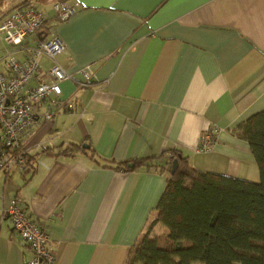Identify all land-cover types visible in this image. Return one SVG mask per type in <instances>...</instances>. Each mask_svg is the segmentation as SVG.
I'll list each match as a JSON object with an SVG mask.
<instances>
[{
  "label": "crops",
  "instance_id": "crops-1",
  "mask_svg": "<svg viewBox=\"0 0 264 264\" xmlns=\"http://www.w3.org/2000/svg\"><path fill=\"white\" fill-rule=\"evenodd\" d=\"M78 1L66 21L47 0L28 4L47 21L28 46L53 35L66 45L55 59L71 78L56 100L72 108L40 115L23 136L30 174L0 172V264L31 256L3 212L13 198L46 229L55 264H124L156 217L172 151L200 170L259 181L233 128L264 110V0ZM0 45V55L26 57ZM52 61L42 56L40 67ZM210 126L219 128L214 149L198 153ZM124 162L132 169L116 166Z\"/></svg>",
  "mask_w": 264,
  "mask_h": 264
},
{
  "label": "trees",
  "instance_id": "trees-1",
  "mask_svg": "<svg viewBox=\"0 0 264 264\" xmlns=\"http://www.w3.org/2000/svg\"><path fill=\"white\" fill-rule=\"evenodd\" d=\"M28 4L23 0L15 7ZM46 25L44 19L36 34ZM233 132L248 143L259 181L200 170L180 150L172 151L156 217L130 247L124 264H264V110L239 122ZM173 160L177 166L171 171ZM126 165L116 164L132 169ZM33 168L28 155L21 174ZM155 226L166 231L153 234Z\"/></svg>",
  "mask_w": 264,
  "mask_h": 264
},
{
  "label": "built area",
  "instance_id": "built-area-1",
  "mask_svg": "<svg viewBox=\"0 0 264 264\" xmlns=\"http://www.w3.org/2000/svg\"><path fill=\"white\" fill-rule=\"evenodd\" d=\"M47 1L59 21H66L79 7L78 0ZM44 19L42 10L33 4L15 8L0 18L3 42L10 47H20L26 53L23 60L17 58L12 49L5 50L0 56V172L24 169L28 152L22 139L40 115L49 120L58 110L72 108L71 102L56 100L61 94L60 82L71 78L55 59L58 54L66 52L64 42L53 35L28 46ZM42 56L53 60L46 69L40 67ZM81 72L84 77L81 84L84 85L90 80V73L86 68H82ZM33 77L37 78V84L27 86ZM50 98L51 108L41 114L40 105ZM218 132L216 126L206 127L200 134L196 152L212 151ZM3 212L31 250V256L22 259L21 264H55L49 234L30 217L21 201L11 199Z\"/></svg>",
  "mask_w": 264,
  "mask_h": 264
},
{
  "label": "rangeland",
  "instance_id": "rangeland-1",
  "mask_svg": "<svg viewBox=\"0 0 264 264\" xmlns=\"http://www.w3.org/2000/svg\"><path fill=\"white\" fill-rule=\"evenodd\" d=\"M21 1H23V0H0V4H3L2 6H1V8H0V18L5 14V13H7L8 11V9L7 8H9V10H11L12 8H14L19 2H21ZM29 1H33V0H29ZM5 3H6V6H5ZM7 6H9V7H7ZM11 6V7H10ZM7 7V8H6ZM0 47H1V45H0ZM2 55V54H1ZM0 55V56H1ZM13 171V170H12ZM166 231V229L164 228V227H161V226H159L158 228H156V229H154V230H152V232H153V234H159V233H163V232H165Z\"/></svg>",
  "mask_w": 264,
  "mask_h": 264
},
{
  "label": "water",
  "instance_id": "water-1",
  "mask_svg": "<svg viewBox=\"0 0 264 264\" xmlns=\"http://www.w3.org/2000/svg\"><path fill=\"white\" fill-rule=\"evenodd\" d=\"M84 147H88L87 145H85ZM132 163L129 164V166H131ZM177 166V161L173 160L172 165H171V171H173V169Z\"/></svg>",
  "mask_w": 264,
  "mask_h": 264
}]
</instances>
